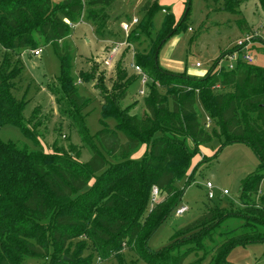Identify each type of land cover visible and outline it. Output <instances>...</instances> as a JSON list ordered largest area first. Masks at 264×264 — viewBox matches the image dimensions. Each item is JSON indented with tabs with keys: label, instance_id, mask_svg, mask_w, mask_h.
I'll return each instance as SVG.
<instances>
[{
	"label": "trees",
	"instance_id": "1",
	"mask_svg": "<svg viewBox=\"0 0 264 264\" xmlns=\"http://www.w3.org/2000/svg\"><path fill=\"white\" fill-rule=\"evenodd\" d=\"M189 1L187 15L176 19L167 12L152 38L155 18L164 8L157 0L143 5L128 35L108 27L113 0H0V130L17 126L39 146L35 121L41 108L27 120L24 110L30 99L27 93L18 95L21 56L51 44L61 68L57 84L49 89L83 143L65 147L55 141L51 151H43L0 138V264H24L25 258L41 264H95L97 258L120 261L127 252L144 264H189L187 258L199 252L203 255L195 263L209 255L208 264H223L235 247L264 243V66L239 60L234 68H218L217 59L202 76L164 68L159 52L169 38L188 28ZM211 1L238 16L245 28L239 18L243 0ZM258 1L264 13V0ZM121 19L114 23L119 26ZM79 20L90 23L98 39L137 45L135 61L150 80L139 116L123 107L135 78L122 62L111 88L104 82L105 72L99 73L103 127L94 135L84 112L92 99L80 93L73 75L69 36ZM144 39L149 45L143 48ZM240 49L237 45L230 52ZM95 72H81V77L87 82ZM108 118L115 119L114 127ZM214 139L221 140L220 148L191 169L201 147ZM232 143L248 145L259 158L256 171L242 182L240 205L211 206L179 228L167 245L153 249L151 239L181 207L198 164ZM144 144L145 155L132 158ZM83 146L92 154L87 162L81 160ZM185 178V185L178 186ZM154 186L166 197L150 208Z\"/></svg>",
	"mask_w": 264,
	"mask_h": 264
},
{
	"label": "rangeland",
	"instance_id": "2",
	"mask_svg": "<svg viewBox=\"0 0 264 264\" xmlns=\"http://www.w3.org/2000/svg\"><path fill=\"white\" fill-rule=\"evenodd\" d=\"M58 2L59 0H53ZM87 1V0H84ZM148 0H113L112 7L107 9L109 22L114 23L115 19L121 17L123 20L134 16H141L145 2ZM161 5L170 7L176 19L184 16L187 0H159ZM220 5L211 0H193L190 15L188 17V28L180 30L169 38L159 52L160 64L170 71H187L191 75H199L201 71H206L212 67L217 59H220L218 68H229L231 63L230 55L235 51L230 50L237 46L239 40H245L249 36L247 45L249 51L255 56V64L264 66V13L258 0H243L241 5V22L247 23L245 28L240 27L238 16L232 15L219 9ZM106 12V13H107ZM169 12V10H168ZM165 12H159L155 18V28L151 32L152 38L157 36V32L164 19ZM115 31H121L118 23L112 27ZM73 47V75L80 90V93L91 98V105L84 111L88 114L87 125L91 134H96L102 127V96L101 82L98 79L99 73L105 72L104 79L106 86L111 88L113 80L116 78V66L122 62L129 76H134L133 83L129 86L128 95L123 101V107L130 106L131 113L142 115L145 111L144 97L148 93V87L143 84L142 76L135 70V52L137 45L127 44L120 47V51L113 58L110 57V65L104 63L101 51L107 50L104 40H99L93 30V26L79 20L72 28L69 36ZM147 40L143 41V48L148 47ZM103 48V49H102ZM37 49H41L39 55H35L33 50H25L21 56L24 65L23 79L21 80L18 95L27 93L30 102L24 110L27 120L30 119L33 111L40 106L35 125V135L38 137V145L28 139L22 130L14 125H6L0 130V138L4 141L16 142L22 148L29 150L51 151L55 141L59 145L68 147L70 143L83 145L81 136L72 121L57 104L51 93L49 86L57 84L60 74V59L51 44H41ZM241 50V49H240ZM239 51V50H238ZM245 51V49L243 50ZM227 52V53H226ZM242 52V51H241ZM225 53V54H224ZM224 54V55H223ZM242 54L238 52V58L233 60L236 64L242 60ZM4 55V48L0 44V61ZM223 55V56H222ZM200 62L201 67L196 63ZM142 67V66H141ZM97 70L89 81L81 77V72ZM197 73V74H195ZM204 75V74H203ZM150 80H148V83ZM141 89L145 90L142 94ZM199 107L202 109L201 105ZM203 120L207 121V115L202 111ZM110 127L116 124L115 119L108 118ZM33 125V124H32ZM122 140L126 138L122 134ZM221 140L204 144L201 153L193 159V167L206 155L213 154L220 148ZM83 162H87L91 157V151L83 146ZM147 145H142L132 154V158L141 159L147 152ZM259 166V158L254 150L244 143H232L224 146L218 156L209 161L200 162L193 172V180L186 187L181 204L186 205L188 210L178 215L175 212L158 229L150 242L153 249L167 245L176 231L204 214L208 209L220 204L225 208L237 207L240 205V190L243 180L254 173ZM192 170L190 171V173ZM187 178V177H186ZM185 179L178 181L177 185L183 187ZM211 181L214 186V198H209L207 182ZM227 189L228 194L223 191ZM166 197L165 193L153 199L150 208ZM127 252V251H126ZM203 255L199 252L190 255L186 263L198 264L195 261ZM208 255L201 264H208ZM24 264H41V261L34 258H25ZM95 264H144L136 255L127 252L124 259L106 260L96 259ZM223 264H264V243H255L247 246H237L228 255L227 262Z\"/></svg>",
	"mask_w": 264,
	"mask_h": 264
},
{
	"label": "built area",
	"instance_id": "3",
	"mask_svg": "<svg viewBox=\"0 0 264 264\" xmlns=\"http://www.w3.org/2000/svg\"><path fill=\"white\" fill-rule=\"evenodd\" d=\"M164 12H166V10L164 9L163 10ZM139 17L137 16H134L130 21H123L121 23V27L123 29V31L128 35L129 32L132 30V28L138 24L139 22ZM69 22V21H68ZM72 25V24H71ZM74 26V25H72ZM249 36L245 39V40H239L237 42V45L240 46L241 48V51H235L234 53H232L229 57L231 59V63L229 65V68H234L235 64H234V61L235 59L238 58V55L237 53L240 52V53H243L242 54V59L245 61V62H248V63H254L255 62V56L253 53H251L249 51V48H248V45H247V41L249 40ZM129 44L127 41H119V42H115L112 49H111V52L109 53V55L107 56V58H105L104 60V63L107 64V65H110V57L113 58V56L116 54V52L120 49L121 46L123 45H127ZM245 49V51H243ZM33 53L35 55H39L41 53V49H35L33 50ZM196 66L197 67H200L201 66V63L200 62H197L196 63ZM134 68L136 71H138V73L142 76V82L144 85L147 86V83H148V80H149V76L147 75V73L143 70V68L140 66V65H136L134 64ZM142 94L145 93V90L144 89H141L140 91ZM207 124L209 125L210 124V118L208 117L207 118ZM214 184L211 182V181H208L207 182V187L209 189V192H208V195H209V198H214L215 197V193L213 191L214 189ZM224 194H228V190L225 189L223 191ZM160 195V190L157 186H154L153 187V190H152V196H153V199L157 198L158 196ZM188 210V207L186 205H182L181 207L178 208V210L176 211L178 215L180 214H183L185 213L186 211Z\"/></svg>",
	"mask_w": 264,
	"mask_h": 264
},
{
	"label": "crops",
	"instance_id": "4",
	"mask_svg": "<svg viewBox=\"0 0 264 264\" xmlns=\"http://www.w3.org/2000/svg\"><path fill=\"white\" fill-rule=\"evenodd\" d=\"M149 1V0H148ZM151 1H154V0H151ZM158 2H159V4H160V1L159 0H157ZM147 2V1H146ZM145 2V3H146ZM161 5V4H160ZM164 8H163V10L165 9L166 10V12L165 13H167L168 12V10L169 11H171L170 10V7H167V6H164V5H162ZM162 10V12H164ZM137 17H139L140 18V16H137ZM133 18V17H132ZM122 20V22L123 21H125V20H123V19H121ZM114 24L115 23H110V24H108V27L110 28V29H113L112 27L114 26ZM119 27H120V29L122 28L121 27V23H120V25H119ZM93 30H94V27H93ZM95 32V31H94ZM124 32V31H123ZM125 33V32H124ZM99 40H104L105 42H107V44L110 42L111 44H110V46H109V48L106 50H104L103 52L101 51V53H100V55H102L103 56V58L105 59V58H107V56L109 55V53L111 52V49H112V47H113V45H114V43H115V41L114 40H112V39H107V40H105V39H99ZM129 44H131V43H129ZM103 49V48H102ZM120 51V49L116 52V53H118ZM202 66V65H201ZM200 66V67H201ZM177 72H180V71H177ZM182 72V71H181ZM206 73V71H201V72H199L198 74L199 75H203V74H205ZM195 74H197V73H195ZM208 118V117H207Z\"/></svg>",
	"mask_w": 264,
	"mask_h": 264
},
{
	"label": "water",
	"instance_id": "5",
	"mask_svg": "<svg viewBox=\"0 0 264 264\" xmlns=\"http://www.w3.org/2000/svg\"><path fill=\"white\" fill-rule=\"evenodd\" d=\"M189 9H190V1H189V4H188L187 8H186V11H185L184 17L187 15Z\"/></svg>",
	"mask_w": 264,
	"mask_h": 264
}]
</instances>
